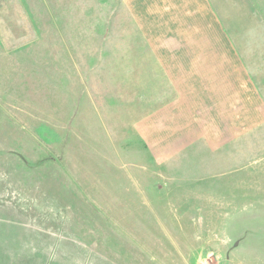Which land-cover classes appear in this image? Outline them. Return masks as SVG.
Segmentation results:
<instances>
[{
  "label": "rangeland",
  "instance_id": "obj_1",
  "mask_svg": "<svg viewBox=\"0 0 264 264\" xmlns=\"http://www.w3.org/2000/svg\"><path fill=\"white\" fill-rule=\"evenodd\" d=\"M221 1L251 125L155 149L172 88L124 0H0V264H264V0Z\"/></svg>",
  "mask_w": 264,
  "mask_h": 264
},
{
  "label": "crops",
  "instance_id": "obj_2",
  "mask_svg": "<svg viewBox=\"0 0 264 264\" xmlns=\"http://www.w3.org/2000/svg\"><path fill=\"white\" fill-rule=\"evenodd\" d=\"M124 2L147 41L148 57L173 94L136 122L148 147L183 148L191 132L218 133L206 144L221 147L230 139L228 133L251 125L247 117L239 123V115L245 117L241 112L248 109V96L253 105L254 87L229 42L221 0Z\"/></svg>",
  "mask_w": 264,
  "mask_h": 264
}]
</instances>
